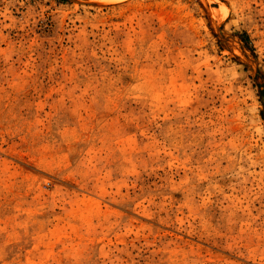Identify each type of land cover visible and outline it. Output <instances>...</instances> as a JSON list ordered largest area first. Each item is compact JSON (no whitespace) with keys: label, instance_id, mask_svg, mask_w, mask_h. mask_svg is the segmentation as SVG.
I'll list each match as a JSON object with an SVG mask.
<instances>
[{"label":"rangeland","instance_id":"rangeland-1","mask_svg":"<svg viewBox=\"0 0 264 264\" xmlns=\"http://www.w3.org/2000/svg\"><path fill=\"white\" fill-rule=\"evenodd\" d=\"M0 264H264V0H0Z\"/></svg>","mask_w":264,"mask_h":264}]
</instances>
